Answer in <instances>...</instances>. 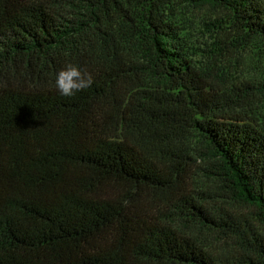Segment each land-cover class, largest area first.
<instances>
[{"label":"trees","instance_id":"1","mask_svg":"<svg viewBox=\"0 0 264 264\" xmlns=\"http://www.w3.org/2000/svg\"><path fill=\"white\" fill-rule=\"evenodd\" d=\"M181 3L221 10L237 45L264 42V0H0V264H264L255 84L209 82ZM66 64L92 77L69 97ZM192 154L252 216L186 187Z\"/></svg>","mask_w":264,"mask_h":264},{"label":"rangeland","instance_id":"2","mask_svg":"<svg viewBox=\"0 0 264 264\" xmlns=\"http://www.w3.org/2000/svg\"><path fill=\"white\" fill-rule=\"evenodd\" d=\"M219 15H223L222 11L214 6L181 3L177 11V24L185 40L193 47L192 60L198 67L212 74L209 82L214 87H230L233 84L241 86L243 82L255 84V87L244 91L257 112V120L264 125V89L262 85H258L259 82L264 83V42L253 40L247 46L231 42L233 35L224 36L218 32V24L214 20ZM240 94L242 98L243 92ZM202 146L198 142V147ZM188 162V189L203 190L210 195L211 198L206 200L210 206L217 204L229 210L242 211L247 216L253 215L251 206L232 199L222 186L223 183L203 169L207 164L199 156L192 154V159ZM109 189H122V186L110 185ZM137 197L145 203L148 202L152 210L160 213H165L171 207V197L159 191L142 190L137 193ZM258 224L264 229L263 224ZM177 225L187 227L188 223L180 221Z\"/></svg>","mask_w":264,"mask_h":264},{"label":"clouds","instance_id":"3","mask_svg":"<svg viewBox=\"0 0 264 264\" xmlns=\"http://www.w3.org/2000/svg\"><path fill=\"white\" fill-rule=\"evenodd\" d=\"M55 88L61 96L69 97L92 84L91 75L75 64H66L55 74Z\"/></svg>","mask_w":264,"mask_h":264}]
</instances>
